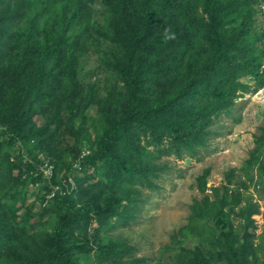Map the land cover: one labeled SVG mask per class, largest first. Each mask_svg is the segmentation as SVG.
<instances>
[{
	"label": "trees",
	"instance_id": "16d2710c",
	"mask_svg": "<svg viewBox=\"0 0 264 264\" xmlns=\"http://www.w3.org/2000/svg\"><path fill=\"white\" fill-rule=\"evenodd\" d=\"M261 3L0 0V264H150L109 232L132 218L136 186L157 188L162 157L207 150L217 121L264 87ZM259 132L241 171L257 170L259 201L233 175L156 264H264Z\"/></svg>",
	"mask_w": 264,
	"mask_h": 264
},
{
	"label": "rangeland",
	"instance_id": "374dc122",
	"mask_svg": "<svg viewBox=\"0 0 264 264\" xmlns=\"http://www.w3.org/2000/svg\"><path fill=\"white\" fill-rule=\"evenodd\" d=\"M94 66L92 62L89 69ZM92 79L94 80L93 76ZM250 84L255 85V81H251ZM232 116L231 118L223 116L217 121L215 129L223 132L224 136L210 139L207 150H203L194 158L177 160L174 155L162 157L159 163L166 164L167 169L161 173V178H153L157 188L150 190L147 187L136 186L139 191V201L134 206L132 218H126V221L117 225L109 235L124 240L130 247L134 246L136 257L149 259L150 264H156L162 256L164 246L171 243L173 234L187 224L194 202L202 201L206 196L214 201V189L230 186L229 179L233 175L236 176L233 179L234 187L241 183V178V185L246 179L248 180L245 183L249 189H244V193L253 196V200L256 201L259 198L257 193L259 187L256 184L259 181L258 172L252 171L253 182H250L251 179L241 171L255 147L254 137L260 133L259 128L264 124V87L257 93L251 90L238 99ZM35 120L42 125V118ZM43 170L46 175L52 172L49 167H43ZM206 170H209L210 174L207 190L203 191L199 186L198 177ZM33 202L35 203L33 212H39L41 205L36 196L30 197L28 205ZM259 205V212L252 218L257 225L256 235L263 237L264 200H260ZM238 210L239 207L236 209V214ZM235 217L232 216V220L234 219L233 221L238 225L240 220H236ZM46 219L47 217L44 221ZM35 221L34 218L33 222ZM261 241H264V238L261 240L259 237L256 244ZM192 245L191 241L185 242L186 247Z\"/></svg>",
	"mask_w": 264,
	"mask_h": 264
},
{
	"label": "clouds",
	"instance_id": "9594fccd",
	"mask_svg": "<svg viewBox=\"0 0 264 264\" xmlns=\"http://www.w3.org/2000/svg\"><path fill=\"white\" fill-rule=\"evenodd\" d=\"M261 4H262V7L261 8H262V11H263V16L262 17L264 19V4L263 3H261ZM263 68H264V65H263Z\"/></svg>",
	"mask_w": 264,
	"mask_h": 264
}]
</instances>
